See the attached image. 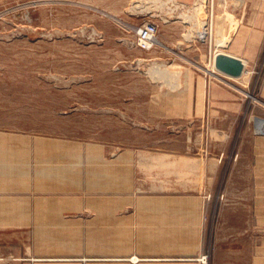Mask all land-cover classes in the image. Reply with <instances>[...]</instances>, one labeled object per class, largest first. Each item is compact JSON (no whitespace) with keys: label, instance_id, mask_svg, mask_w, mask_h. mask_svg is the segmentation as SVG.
Masks as SVG:
<instances>
[{"label":"crops","instance_id":"crops-1","mask_svg":"<svg viewBox=\"0 0 264 264\" xmlns=\"http://www.w3.org/2000/svg\"><path fill=\"white\" fill-rule=\"evenodd\" d=\"M252 7L243 18L234 0L228 30L218 17L222 50L245 72L264 42ZM197 27L205 35V22ZM258 94L215 102L216 153L195 142L118 147L0 129V264H264Z\"/></svg>","mask_w":264,"mask_h":264},{"label":"rangeland","instance_id":"rangeland-1","mask_svg":"<svg viewBox=\"0 0 264 264\" xmlns=\"http://www.w3.org/2000/svg\"><path fill=\"white\" fill-rule=\"evenodd\" d=\"M202 1L0 0V129L118 147L195 142L216 153L215 102H259L264 42L246 74L211 70L216 50L227 49L216 45L225 29L218 17L228 30L234 0ZM241 3L243 18L252 5L264 26V0ZM202 22L203 36L192 28ZM147 23L156 40L142 49L136 31Z\"/></svg>","mask_w":264,"mask_h":264},{"label":"water","instance_id":"water-1","mask_svg":"<svg viewBox=\"0 0 264 264\" xmlns=\"http://www.w3.org/2000/svg\"><path fill=\"white\" fill-rule=\"evenodd\" d=\"M214 64L218 71L234 78L240 77L244 71L243 62L226 53H218Z\"/></svg>","mask_w":264,"mask_h":264},{"label":"built area","instance_id":"built-area-1","mask_svg":"<svg viewBox=\"0 0 264 264\" xmlns=\"http://www.w3.org/2000/svg\"><path fill=\"white\" fill-rule=\"evenodd\" d=\"M157 27L155 24L147 23L136 31L137 45L142 49H148L156 38ZM204 261H206L204 259Z\"/></svg>","mask_w":264,"mask_h":264},{"label":"bare ground","instance_id":"bare-ground-1","mask_svg":"<svg viewBox=\"0 0 264 264\" xmlns=\"http://www.w3.org/2000/svg\"><path fill=\"white\" fill-rule=\"evenodd\" d=\"M197 1V0H196ZM204 1V0H203ZM202 1V2H203ZM202 2H200V4H199V7H202L203 8V3ZM193 9V8H192ZM195 9V8H194ZM197 12V11H196ZM195 12V13H196ZM202 12H203V10H202ZM194 15L192 14L191 15V13H190V15L189 16H187L186 18H188V20H190V21H194L195 19H194ZM194 23V22H193ZM197 28L194 32H196V33H198V34H202L203 33V31L201 30V29H198V27L196 26V25H194L192 28ZM192 31H193V29H192ZM202 36H203V34H202ZM222 40H223V37H221V38H217L216 39V45L218 46V47H221V43H222ZM226 40V39H225ZM224 40V41H225ZM218 53H224L223 52V50L222 49H219V50H216V52L214 53V55H213V58H212V61H211V70H213V69H215V70H217L216 68H215V64H214V61H215V56L218 54ZM242 61V60H241ZM243 62V61H242ZM243 64H244V62H243ZM244 66H245V64H244ZM218 71V70H217ZM220 72V71H219ZM165 73H168L167 71H165ZM220 73H222V72H220ZM224 74V73H223ZM244 74H246V72H245V70L243 71V73H242V75H244ZM226 75V74H225ZM228 76V75H227ZM175 77H178V76H176L175 75ZM229 77H231V76H229ZM232 78H234V77H232ZM238 78V77H237ZM158 79H160V78H158ZM255 130L256 131H258V132H264V121L263 120H260L257 124H256V127H255Z\"/></svg>","mask_w":264,"mask_h":264}]
</instances>
